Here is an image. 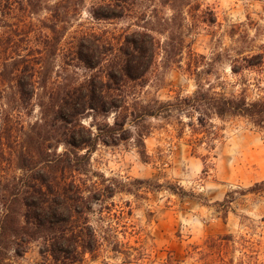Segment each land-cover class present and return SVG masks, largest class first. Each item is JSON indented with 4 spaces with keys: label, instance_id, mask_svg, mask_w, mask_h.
<instances>
[{
    "label": "trees",
    "instance_id": "trees-1",
    "mask_svg": "<svg viewBox=\"0 0 264 264\" xmlns=\"http://www.w3.org/2000/svg\"><path fill=\"white\" fill-rule=\"evenodd\" d=\"M75 1L0 0V257L13 244L22 254L33 242L39 245L38 264H83L89 257L96 259L105 246L122 252L118 230L107 219L93 222L91 214L95 204L109 208L108 200L117 193L131 192V182L93 169L91 159L100 145H125L147 160L145 138L154 129L153 119L177 125L179 134L189 129L195 149L205 145V160L216 146V118L241 117L264 131V93L250 98L247 85L237 93L218 89L205 77L215 63L194 51L186 39L189 18L217 22L213 8L199 13L198 0H158V5L95 0L89 9L93 18L135 17L137 27L116 43L104 32L82 30L63 49L69 23L82 2ZM42 9L48 16L38 29L41 46L32 43L26 24L2 29L6 13L31 16ZM247 40V49L228 55L235 74L264 69V50L254 48L252 37ZM60 51L67 66L76 61L91 73L84 80L61 77L55 71ZM183 62L195 76L193 92L168 99L142 97L158 67H182ZM7 86L15 88L19 107L39 108L35 120L26 125L21 109L5 107ZM168 188L185 192L181 185ZM261 191L264 180L248 188L237 185L214 205L226 218L238 194ZM219 238L229 241L232 235Z\"/></svg>",
    "mask_w": 264,
    "mask_h": 264
},
{
    "label": "rangeland",
    "instance_id": "rangeland-1",
    "mask_svg": "<svg viewBox=\"0 0 264 264\" xmlns=\"http://www.w3.org/2000/svg\"><path fill=\"white\" fill-rule=\"evenodd\" d=\"M94 2L82 0L79 4L63 39V49L82 30L104 32L116 43L127 30L137 27L135 17L93 18L89 9ZM198 2L199 13L211 7L217 17L215 24L191 18L186 23V39L192 49L215 63L206 79L229 93H237L247 85L249 97H259L264 93V69L235 74L228 55L233 57L236 51L247 49V37L254 39L256 50H264V0ZM152 3L158 5V0L144 1L145 5ZM47 16V9L31 16L20 11L6 13L2 29L26 24L32 43L41 46L38 29ZM55 64L61 77L73 75L84 80L91 73L76 61L67 66L61 51ZM185 68L184 62L182 67H158L149 84L143 87L142 97L168 99L193 92L197 86L195 76ZM3 94L15 97L10 101L4 97L2 103L6 108L15 105L21 109L26 125L39 116L38 107L18 106L15 88L7 86ZM152 122L154 129L145 138L147 160L141 158L135 147L125 145H100L92 155L93 169L131 182L132 191L117 193L108 200L109 208L95 204L91 214L93 222L107 219L118 230L122 252L105 246L96 259L89 257L83 264H240L242 260L264 264V191L238 194L226 218L214 205L237 185L248 188L264 180V131L241 117L216 118L214 123L219 132L216 146L205 160L202 157L208 152L205 145H198L196 150L189 129L179 134L175 124L154 119ZM135 179L146 182L136 183ZM169 185H181L185 192L175 193L169 190ZM225 234L232 235V239L219 238ZM15 246L3 251L0 264H38L41 258L38 242L30 243L22 254L16 252Z\"/></svg>",
    "mask_w": 264,
    "mask_h": 264
}]
</instances>
